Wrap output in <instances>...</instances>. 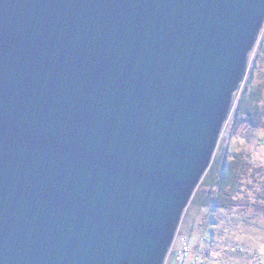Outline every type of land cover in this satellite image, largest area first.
<instances>
[{
  "label": "water",
  "instance_id": "obj_1",
  "mask_svg": "<svg viewBox=\"0 0 264 264\" xmlns=\"http://www.w3.org/2000/svg\"><path fill=\"white\" fill-rule=\"evenodd\" d=\"M264 0H0V264H165Z\"/></svg>",
  "mask_w": 264,
  "mask_h": 264
},
{
  "label": "rangeland",
  "instance_id": "obj_2",
  "mask_svg": "<svg viewBox=\"0 0 264 264\" xmlns=\"http://www.w3.org/2000/svg\"><path fill=\"white\" fill-rule=\"evenodd\" d=\"M259 85L264 88V28L250 54L247 75L234 96L232 111L218 145V149L221 147L230 155L246 151L253 156L256 163L264 166V123L263 128L259 129L247 123L235 125L236 108L246 87H250L251 91ZM248 216L246 220L238 221L235 227L231 225V220L225 230L221 229V225H212L204 233L194 231L198 218L195 212L187 215L186 210L165 264H264V214L250 213ZM219 222L224 223L220 220ZM184 246L189 248L188 256L179 261L176 254ZM233 248L238 250L233 251ZM196 257L199 260L193 262Z\"/></svg>",
  "mask_w": 264,
  "mask_h": 264
},
{
  "label": "trees",
  "instance_id": "obj_3",
  "mask_svg": "<svg viewBox=\"0 0 264 264\" xmlns=\"http://www.w3.org/2000/svg\"><path fill=\"white\" fill-rule=\"evenodd\" d=\"M249 88L246 87L236 108L235 125L247 123L255 129L263 128L264 88L262 85L251 91ZM191 212L198 218L194 231L204 233L212 225H221L225 230L228 221L233 220L231 225L235 227L250 213L264 214V166L256 163L246 151L230 155L219 147L187 215ZM219 220L224 223L220 224Z\"/></svg>",
  "mask_w": 264,
  "mask_h": 264
},
{
  "label": "built area",
  "instance_id": "obj_4",
  "mask_svg": "<svg viewBox=\"0 0 264 264\" xmlns=\"http://www.w3.org/2000/svg\"><path fill=\"white\" fill-rule=\"evenodd\" d=\"M186 246H184L182 249H180L179 251H178V253L176 254V258H177V260H181L182 258H183V260L185 259V257L184 256H188V250H189V248L188 247H186ZM235 250H238V249H235V248H233V251H235ZM197 259H195L194 258V261L193 262H195V260H199V258L198 257H196ZM188 262V261H187Z\"/></svg>",
  "mask_w": 264,
  "mask_h": 264
}]
</instances>
